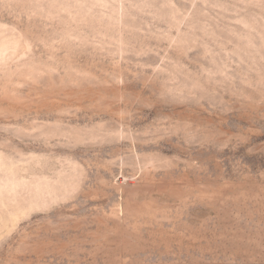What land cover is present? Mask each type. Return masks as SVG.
<instances>
[{
  "label": "rangeland",
  "instance_id": "rangeland-1",
  "mask_svg": "<svg viewBox=\"0 0 264 264\" xmlns=\"http://www.w3.org/2000/svg\"><path fill=\"white\" fill-rule=\"evenodd\" d=\"M0 264H264V0H0Z\"/></svg>",
  "mask_w": 264,
  "mask_h": 264
}]
</instances>
